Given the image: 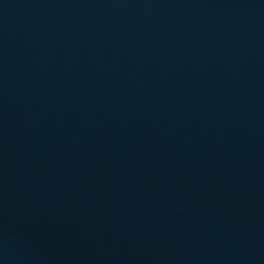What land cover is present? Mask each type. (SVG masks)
I'll return each mask as SVG.
<instances>
[{"label":"water","instance_id":"water-1","mask_svg":"<svg viewBox=\"0 0 264 264\" xmlns=\"http://www.w3.org/2000/svg\"><path fill=\"white\" fill-rule=\"evenodd\" d=\"M0 264H264V0H0Z\"/></svg>","mask_w":264,"mask_h":264}]
</instances>
